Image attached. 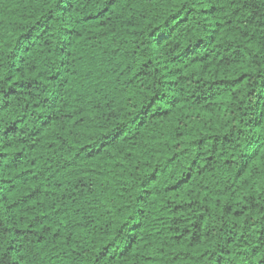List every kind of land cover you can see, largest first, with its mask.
<instances>
[{
  "label": "trees",
  "instance_id": "obj_1",
  "mask_svg": "<svg viewBox=\"0 0 264 264\" xmlns=\"http://www.w3.org/2000/svg\"><path fill=\"white\" fill-rule=\"evenodd\" d=\"M0 264H264V0H0Z\"/></svg>",
  "mask_w": 264,
  "mask_h": 264
}]
</instances>
